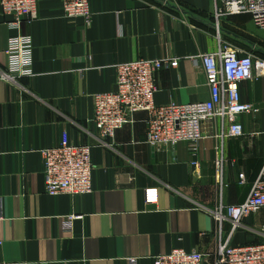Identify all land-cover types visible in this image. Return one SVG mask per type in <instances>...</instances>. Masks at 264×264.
<instances>
[{"label": "crops", "instance_id": "1", "mask_svg": "<svg viewBox=\"0 0 264 264\" xmlns=\"http://www.w3.org/2000/svg\"><path fill=\"white\" fill-rule=\"evenodd\" d=\"M219 2L88 0L86 21L65 17L61 0H37V17L20 30L32 39V75L14 84L0 80V264H130L129 258L152 264L153 256L173 248L213 249L214 212L245 201L264 173L263 113L238 117L243 136L203 138L191 153L187 142L148 146L143 112L113 138L101 139L91 122V96L115 90V64L170 57L178 64L156 74L155 103L209 99L193 59L218 51L220 41L253 51L252 38L264 40L246 13L217 19ZM6 19L0 13L1 51L17 34ZM6 63L0 53V66ZM239 90L243 102L264 103V78ZM62 131L72 143L91 145L90 193L45 192L40 150L56 145ZM217 145L221 182L214 177ZM192 161L200 165L196 174ZM148 189H156L154 203L145 201ZM222 224L221 240L231 246L264 241L263 209L232 234L231 225Z\"/></svg>", "mask_w": 264, "mask_h": 264}, {"label": "built area", "instance_id": "2", "mask_svg": "<svg viewBox=\"0 0 264 264\" xmlns=\"http://www.w3.org/2000/svg\"><path fill=\"white\" fill-rule=\"evenodd\" d=\"M215 17L231 14H248L255 27L264 30V0H219ZM37 0H0V13L16 35L9 38L8 46L0 50L7 59L5 67L0 66V80L14 84L23 76H31L32 39L20 30L24 21L37 17ZM65 17H82L89 21L91 9L88 0H61ZM218 21V20H217ZM219 38V35H218ZM220 41V39H219ZM193 64L202 70L209 88V99L200 102L175 101L168 104L155 103L157 91L155 76L163 69L175 68L177 58L135 59L115 64V90L96 93L93 100L91 122L101 139L113 138L124 125L132 123L137 112H143L145 143L151 147H169L180 142L191 145L195 153L203 138H236L244 135L238 117L248 113L262 112L264 103L256 106L242 101L239 85L247 80L264 78V57H257L252 50L244 51L236 46L221 42L214 53H200ZM220 120V126L217 122ZM209 124L210 133L205 132ZM58 143L42 148L45 192L51 196L66 193L71 197L90 193L92 190L91 162L92 148L89 144L72 143L66 131L61 132ZM217 152L214 169L217 182L222 180L224 160ZM192 174L199 168L198 161H192ZM240 183L245 182L243 174L238 175ZM145 201L154 203L156 189L144 191ZM264 210V173L253 183L245 201L221 207L213 214L219 224L215 232V244L210 252L192 249L188 252L173 248L169 253L153 256L152 264H264V241L231 246L222 239V223L231 225V234L241 227L243 218L258 210ZM75 215L73 219L81 218ZM130 264L137 259L129 258Z\"/></svg>", "mask_w": 264, "mask_h": 264}, {"label": "rangeland", "instance_id": "3", "mask_svg": "<svg viewBox=\"0 0 264 264\" xmlns=\"http://www.w3.org/2000/svg\"><path fill=\"white\" fill-rule=\"evenodd\" d=\"M254 32H256L257 34L258 33H262L261 31H258L257 29ZM253 41H254V43H256V42L257 43L254 44V45L252 44L251 45L252 46L251 48L253 49V52L255 53V55L257 57H261L262 54L264 53V40H263V42H261V41L257 40V38L256 39L255 38H252V43H253ZM258 41H259L260 44L258 43ZM260 50H261V52H260ZM262 50H263V52H262Z\"/></svg>", "mask_w": 264, "mask_h": 264}, {"label": "trees", "instance_id": "4", "mask_svg": "<svg viewBox=\"0 0 264 264\" xmlns=\"http://www.w3.org/2000/svg\"><path fill=\"white\" fill-rule=\"evenodd\" d=\"M260 52H261V50H260ZM262 52H263V50H262ZM261 57H264V53L262 54V56ZM240 86V85H239Z\"/></svg>", "mask_w": 264, "mask_h": 264}]
</instances>
